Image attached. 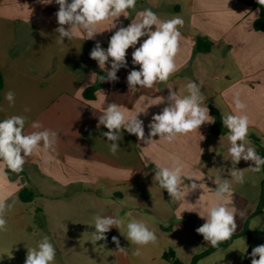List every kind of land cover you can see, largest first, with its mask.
<instances>
[{"label": "crops", "instance_id": "crops-1", "mask_svg": "<svg viewBox=\"0 0 264 264\" xmlns=\"http://www.w3.org/2000/svg\"><path fill=\"white\" fill-rule=\"evenodd\" d=\"M145 8H151L163 20L180 15L185 21L180 29L184 39L176 58L179 70L170 77L168 84H157L152 89H139L137 86L138 89L130 90L127 75L134 67L138 70L139 66L132 64L134 49L129 48L126 56L128 66L117 72L118 81L100 82L97 77L94 84L78 93V89L89 83L91 73L106 75L90 58V52L97 41L106 49L116 29L98 34L95 40L77 37L70 42L65 38L66 46L62 48L55 42L58 35L54 31L58 27L55 13L59 6L54 0L51 5H42L38 0H0V68L4 77V87L0 92V106L4 111H0V120L11 115H26L29 118L25 125L26 133L33 131L32 121H39L43 126L40 130L47 128L58 134L56 152L34 154L20 174L12 173L0 162V196H8L9 203L15 200V210L34 204L31 211L16 213L21 218L20 225L32 229L35 235L40 232L35 229L42 225L33 227L26 224L23 220L26 214L37 218L40 213L41 217L49 218L50 226L66 227L71 210L90 201L97 209L108 208L106 198L134 204L138 187L143 193L160 189L153 182L155 165L150 163L145 167L146 160L166 163L170 155H178L186 171L194 170L199 175L207 153L213 154L216 145L221 148L230 145L228 133L218 136L210 132L216 128V122L199 129L205 137L203 141H199L198 133H193L172 144L158 142L154 146L138 141L135 135L122 130L121 149L113 156L107 146L110 142L101 135L108 130L103 125L99 129L96 127L98 116L109 103H117L126 114L134 115L147 107L145 98H150L151 103L160 96L166 98L169 85L183 96L187 94L189 81H203L201 92L208 108L210 104L221 115L232 113L229 106L232 92H228L227 97L224 93L228 89L240 91L241 99L248 106L249 129L264 132V32L254 28L260 12L256 13L255 9L237 0H137L136 11ZM136 11L129 10L128 19L119 17L117 27L128 26L136 18ZM100 27L103 29L105 26ZM199 36L213 43L210 53L202 54L197 50L196 39ZM144 39L146 37L140 42ZM110 60L106 64L107 69H110ZM89 89L95 91L86 96ZM8 90L15 93L14 107H9L4 98ZM165 106L166 103L149 106L147 115H139L138 118L144 121L146 136L152 115L160 113ZM26 107L30 111L25 112ZM209 112L215 117L210 108ZM153 139L158 140L159 136ZM199 147L203 149L201 157ZM214 180L204 173L203 181L199 182L202 185L207 183L204 189H214ZM263 180L261 177L258 183L260 194ZM185 183L190 185L191 181L186 180ZM22 189H28L35 195L33 202L20 200ZM200 190L203 189L194 191L198 193ZM259 202L254 208H245L244 223L256 211ZM110 213L106 211L100 215L111 216ZM177 213L178 210L176 217L179 216ZM57 233L62 239L60 231ZM108 233L119 236L115 227Z\"/></svg>", "mask_w": 264, "mask_h": 264}, {"label": "clouds", "instance_id": "clouds-1", "mask_svg": "<svg viewBox=\"0 0 264 264\" xmlns=\"http://www.w3.org/2000/svg\"><path fill=\"white\" fill-rule=\"evenodd\" d=\"M38 2L42 5H51L53 0H38ZM54 2L59 6L55 13L58 24L54 30L58 33L55 42L62 48L66 46L65 38L70 42L77 37H83L84 40H95L98 34L116 29L111 35L106 49L97 41L90 52V58L98 63L99 68L106 75L91 73L89 83L78 89V93H82L90 84H94L97 77L100 82L118 81L117 72L128 66L126 56L129 48L134 49L131 53L132 64L139 66L138 70L134 67L127 75V84L130 90L138 89L137 86L139 89H152L157 84L167 85L170 77L179 70L176 58L181 51V42L184 39L180 29L185 23L180 15L163 20L151 8L136 11L137 0H70V2L69 0H54ZM256 2L264 7V0H256ZM129 10L136 11V18L131 20V23L126 27H117L119 17L129 18ZM259 11L258 8L256 13ZM101 25L105 27L101 29ZM153 26H155V30H153ZM144 37L146 39L141 43V38ZM109 60L111 66L110 69H107L106 64ZM202 86L203 81L200 83L189 81L186 85L187 94L181 96L169 85L167 86L169 95L166 98L160 96L155 103H151L150 98H145L148 101L147 107L136 111L134 115L126 114L125 109L117 103H109L104 106L98 116L96 127L99 129L103 125L108 130L102 132L101 135L110 142L107 145L110 154L115 156L120 151L119 141L123 139L122 130L135 135L138 141L149 146H154L158 142L172 144L179 138L193 133H198L199 141H203L205 137L199 132V129L205 124H214L216 121L204 103L206 98L201 92ZM228 92H232L229 103L232 113L222 114V124L228 130L227 140L230 146L227 151L230 159L226 160L231 161V169L228 170L231 178L225 179L221 178V175L216 176L214 180L216 187L214 189L207 187L211 192L212 202L203 210L195 207L191 210L205 221L195 229L196 233L202 235L204 241L213 248H219L221 243L232 239L238 227L237 215L242 219L246 216L244 211H238L234 206L233 181L244 184L245 170L259 173L264 169V157L260 156L248 141L250 127V119L246 113L248 106L241 99L240 91L228 89L224 93L226 97ZM4 98L9 107L15 106L14 91H6ZM164 103L167 106L160 113L152 115L151 122L147 126L149 132L146 136L144 121L138 118L139 115L141 113L147 115L149 106ZM0 111H4L2 106H0ZM24 111L28 112L30 109L26 107ZM28 119L26 115H11L0 120V162H3L7 169L15 174L23 172L24 165L34 154L56 152L58 134L47 128L40 130L43 126L39 121H32L33 131L26 133L25 125ZM156 136H159L158 140L153 139ZM209 150L212 151V149ZM202 154L203 149L200 148V157ZM241 160L250 161L254 166L249 165L245 169H238L237 165ZM150 163L155 165L153 182L161 190H167L171 200L186 201L185 197L189 192L197 188L204 191L206 185L199 182L203 181L204 173L201 172L197 175L194 170L186 171V166L180 156L170 155L166 163L149 159L145 161V167ZM186 180L191 181L190 185L185 183ZM200 200L201 197L195 205H198ZM8 201V196H0V232L7 231L5 213L15 204V200H12L11 203ZM87 225L95 227V231L90 233L91 238L88 240L94 246L99 241H106V233L113 227L117 228L131 245L136 246L133 255L139 256L142 247L158 243L156 231L142 221L128 222L126 233L121 231L124 221L112 215L97 214L93 222L87 223ZM111 239L116 245V252L128 254V248L121 247L117 236H112ZM8 256L9 259L13 258L12 255ZM250 258L251 264H264V244L254 247ZM0 259H3V256H0ZM55 261L56 248L51 242V238L45 235L38 241L36 247L27 248L24 264H55Z\"/></svg>", "mask_w": 264, "mask_h": 264}, {"label": "rangeland", "instance_id": "rangeland-1", "mask_svg": "<svg viewBox=\"0 0 264 264\" xmlns=\"http://www.w3.org/2000/svg\"><path fill=\"white\" fill-rule=\"evenodd\" d=\"M248 138L249 142L251 138L257 139L258 146L255 145L257 152L260 155L258 151L260 150L264 155V132L249 129ZM250 146L255 147L251 142ZM228 147L221 148L220 145H216L213 154L208 155L207 153L204 156L200 170L214 179L220 175L221 178L230 179L228 170L231 169V161L226 160L230 159ZM249 165H252V162L242 160L237 168L242 170ZM262 171L253 173L245 170L244 184L233 181L232 186L235 191L233 203L238 211L247 213L245 208H254L258 204L261 196L258 183H260L261 177L264 179V169ZM198 194H200L201 200L198 205H195L199 200V198L197 199ZM185 200L175 201L166 198L165 189L143 193L142 189L138 187L137 193L134 194V204L129 201L113 202L106 198L105 205L108 208L97 209L91 204V201L76 209L73 208L68 220L69 225L66 224V227L50 226L49 218L41 217L40 213L37 218L26 214L23 218L26 224L33 227L42 225V227L35 229L40 230L37 235L32 229L28 230L20 225L19 219L21 218L16 213V211H31L34 204L24 205L23 209L17 210H15L16 205H14V208L5 213L7 231L0 232V256H3V259H0V264H24L27 248L36 247L38 241L45 235L51 238V242L56 248L55 264H171L172 258H164L171 251L175 253L176 259L180 260L182 264H191L197 255L202 256L204 254L207 255L201 258L197 264H251L252 249L264 244V209L251 220L249 234L242 235L231 244H225L221 248L209 252L212 246L207 244L203 236L195 231L205 221L195 211L191 210L194 207L203 210L210 204L212 202L211 192L208 188H205L204 191L200 190L198 193L196 191L189 192ZM181 204H183L182 209H179ZM18 205L20 204L18 203ZM177 210L179 216L176 217L175 212ZM106 211H111L112 216L124 221V227L121 228L124 233L127 231L128 222L132 220L144 222L149 228L156 231L158 243L142 247L140 249L141 255L136 256L132 254L136 246L131 245L119 231L117 237L121 247L128 248L127 255L116 252V245L111 239L114 235L111 233H106V241H99L94 246L88 240L91 238L90 233L95 231V227L87 225V223L93 222L95 215ZM236 222L238 225L236 233L243 232L245 220L237 215ZM58 231H60L62 239L58 238ZM95 248L96 250H94ZM8 255H12L13 258L9 259Z\"/></svg>", "mask_w": 264, "mask_h": 264}, {"label": "trees", "instance_id": "trees-1", "mask_svg": "<svg viewBox=\"0 0 264 264\" xmlns=\"http://www.w3.org/2000/svg\"><path fill=\"white\" fill-rule=\"evenodd\" d=\"M237 1L245 4L248 7L253 8L255 10H257L258 8L260 9V11H259L260 15L254 22V28L258 32H264V7H261L260 5H258L256 0H237ZM196 45H197V50L202 54L210 53L212 50V47H213L212 42H210L207 38H204L201 36L197 37ZM3 87H4V77H3V74H2V71L0 68V92L3 89ZM94 91H95V89L87 90L86 96L88 95V93H94ZM209 108L212 110V112L215 116V119H216V128L211 129L210 132L213 133L214 135H218V136L228 133V130L226 128H224V126L222 124V115L215 112L214 109L210 106V104H209ZM251 141L253 142L254 145L258 146L257 139L251 138ZM258 151H259L260 155L262 157H264L263 153L260 150H258ZM34 197H35V195L32 192H30L28 189H22L19 193V198L24 203L33 202ZM263 209H264V180L262 182V192H261V199H260L259 205H258L256 211L247 219L243 232H241L239 234H234L232 239L226 241L224 244L221 243L219 248H221L225 244H231L235 239L241 237L242 235L249 234V224H250L251 220L253 219V217L259 215L263 211ZM219 248L211 247L209 252H213ZM206 255L207 254H204L202 256L197 255L193 259L191 264H197V262ZM169 257L173 259L171 264H182L180 260L176 259L175 253L173 251H171L169 254L164 256L165 259H169Z\"/></svg>", "mask_w": 264, "mask_h": 264}, {"label": "water", "instance_id": "water-1", "mask_svg": "<svg viewBox=\"0 0 264 264\" xmlns=\"http://www.w3.org/2000/svg\"><path fill=\"white\" fill-rule=\"evenodd\" d=\"M166 198H169V194L167 193V190H166Z\"/></svg>", "mask_w": 264, "mask_h": 264}]
</instances>
